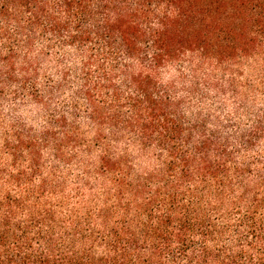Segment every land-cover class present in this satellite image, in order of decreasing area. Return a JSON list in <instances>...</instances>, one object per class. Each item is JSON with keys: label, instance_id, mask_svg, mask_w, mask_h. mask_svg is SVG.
<instances>
[{"label": "trees", "instance_id": "1", "mask_svg": "<svg viewBox=\"0 0 264 264\" xmlns=\"http://www.w3.org/2000/svg\"><path fill=\"white\" fill-rule=\"evenodd\" d=\"M244 61L264 91V0H0V97L65 102L40 134L5 138L0 264H264V179L234 165L264 120L232 139L190 103L247 106ZM120 139L154 167L117 157ZM46 151L81 160L72 193Z\"/></svg>", "mask_w": 264, "mask_h": 264}, {"label": "rangeland", "instance_id": "2", "mask_svg": "<svg viewBox=\"0 0 264 264\" xmlns=\"http://www.w3.org/2000/svg\"><path fill=\"white\" fill-rule=\"evenodd\" d=\"M255 63L256 61H244L239 65V68L235 69L241 75L238 80L240 89L238 87L237 91L242 97L244 96L249 100L247 106L232 93L222 96L220 101L217 99L219 95L213 92L207 93V100H203L201 96L190 99L192 109L194 111L198 109L200 113L210 120V130L215 131L217 129L215 125L219 124L221 131L233 139L240 133L250 131L257 121L264 120V91L258 67ZM57 72L58 69L56 70V67L49 65L45 68V73H47L48 77L56 78ZM219 77L222 78V73L219 74ZM5 94L4 98L0 97V163H11V157L3 155L6 143L5 138H12L15 133H23L22 129L40 134L47 127L51 116L61 106L62 101L58 98L53 99L51 110L47 111V109L30 104L25 100L26 97L23 98L17 95V89L14 87H10ZM68 97L70 98V95ZM62 103L64 105L65 102ZM85 131L88 132V129L86 128ZM88 133L89 137L94 136L92 132ZM127 144H130L128 140L121 146V139L119 144L113 143V153L121 158V152L127 149L128 154L134 156L140 171L154 167L151 157L142 154L135 147L125 148ZM236 148L237 154L234 165L246 167L244 169L251 174L246 180L264 179V134L259 142L254 143L253 147L250 148L251 150L247 151V149L239 146H236ZM55 160L50 151L44 153L43 164L46 170H51L56 165L58 167V177L62 180H68L66 185L67 193H72L75 187L78 186V177L81 176V170L79 169L81 160H74L73 163L68 165L64 163L55 164ZM252 184L253 187H256L254 183ZM98 189L101 191L103 188L99 185Z\"/></svg>", "mask_w": 264, "mask_h": 264}]
</instances>
